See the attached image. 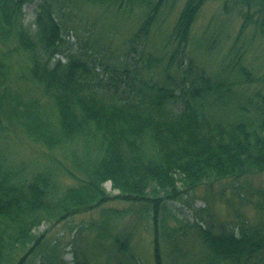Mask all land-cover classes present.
I'll use <instances>...</instances> for the list:
<instances>
[{"label":"trees","instance_id":"16d2710c","mask_svg":"<svg viewBox=\"0 0 264 264\" xmlns=\"http://www.w3.org/2000/svg\"><path fill=\"white\" fill-rule=\"evenodd\" d=\"M28 1L0 0V264H36L49 239L36 234L45 222L57 224L102 206L103 214L122 219L127 209L104 206L112 200L148 215L153 260L148 251L145 257L154 264H264V0H212L237 11L231 18L224 10L213 14L199 41L210 53L220 39L228 45L208 63L192 56L174 84L171 69L183 63L200 12L211 1L182 0L165 57L149 56L148 66L166 60L160 79L138 81L125 64L114 88L82 53H66L70 30L59 19L66 0H41L34 21L26 23ZM91 1L108 7L138 2L131 36L136 42L148 37L168 0ZM20 52L25 67L14 64ZM17 70L28 75L39 96L28 97L14 84ZM206 95L234 104L236 115L206 108ZM13 138L37 145L49 162L30 173L21 161L12 164L5 146ZM108 180L118 194L107 190ZM189 194L208 203L199 219L185 224L201 252L196 259L182 251L183 236L170 222L179 219L169 203ZM238 199L247 201L246 209L233 204ZM92 225L106 230L97 240L101 246L111 240L117 264H146L144 253L131 245L133 232L114 233L107 221ZM162 236L173 244L171 262L164 260ZM48 248L37 264H95L77 252L70 263L57 244Z\"/></svg>","mask_w":264,"mask_h":264},{"label":"rangeland","instance_id":"374dc122","mask_svg":"<svg viewBox=\"0 0 264 264\" xmlns=\"http://www.w3.org/2000/svg\"><path fill=\"white\" fill-rule=\"evenodd\" d=\"M40 1L30 0L23 6L26 23L34 21L37 4ZM181 2L182 0H168L163 5L148 37L132 42L131 36L138 23L137 12L140 11L141 6L138 2L134 5L126 4L122 7L118 3H115L112 4L114 6L108 7L103 4H93L91 0H66V3L59 12V19L62 25L67 26L70 30V34L66 36L63 47L66 49V53H82L83 55L81 57L88 61L92 67H96V71L100 73V77H105L104 83L107 84V87L111 86L114 88L116 82L120 83L119 80H116L118 67L125 64L130 65L132 69L131 74L136 72L138 81L140 78L147 80L160 79V76L163 75L162 69L166 60H156L152 66H148L149 56L162 57L164 55L165 57L166 50L168 49L166 47V37L171 30L177 11L179 13L182 8V6L179 7ZM229 5L231 9L228 11L223 7L222 2L211 0L202 8L196 29L194 30L193 41L188 46V54L184 55L183 63L180 67L171 69L173 74L172 82L174 84H180L182 77L180 71L188 66L192 56L201 64L208 63L210 61L209 59L214 61V55L228 45L225 38L223 40L220 39L215 45L213 52L210 53L207 44H202L199 38L205 30H208L207 25L210 23L213 14L223 12L224 10V13L230 16V18L235 16L237 11L236 7L232 4ZM226 27L233 29L234 26L231 23V25H227ZM213 28L214 26L209 27V32H212ZM259 47V43H257L255 51ZM20 54L15 57L14 64L21 63L22 67H25L24 61L26 56L23 52H20ZM64 60H67V57H64ZM260 60L264 66V50L260 53ZM138 67H140V70H138ZM212 68L216 67L212 66ZM17 72H13L14 84L21 85L23 87L22 89L26 91L25 95L28 97L31 95L39 96L40 93L33 90L34 86L31 84L33 82L28 79V75L18 70ZM20 74L21 78L18 79ZM178 92L183 97H190V94L184 93L180 89ZM42 97L43 101L47 100L45 96ZM204 103L206 108L224 117L232 118L237 113L233 108L234 104H224L217 96L206 95ZM5 148L9 150L12 164L21 161V166L28 165L25 170L26 173L33 172L37 167L44 168V163L49 162L47 156L37 150L39 149L38 146L30 141L24 142L13 138L9 145L6 144ZM59 156L64 157L62 154H59ZM68 161L70 160L68 159ZM260 178L264 183V174ZM66 182L70 184V179ZM104 185L113 195L120 192V190L112 187L111 180L106 181ZM192 196L194 195H184L183 200L169 203L179 219V221L170 220V222L175 224L176 230H179L181 236H183L179 241L182 251L185 255L188 253L189 258L196 259L197 255L201 254V252L199 251L198 244L194 242L193 228L185 224L188 221L194 222L199 219L198 214L200 213V209L207 207L208 203L200 196L193 198ZM233 204L242 210L247 208V201L238 199ZM104 206L116 207L122 210L127 209L128 211H126L122 219H119L118 216L109 213L103 214L101 211L102 206L91 211L73 215L57 224L45 222L36 229L37 235L40 236L46 233L49 238L46 242V247L42 246L40 252H48V245L51 247L57 244L62 249L64 259L70 263L77 258V252L79 258L86 256L92 259L95 264H117L116 253L114 251L112 253L110 252L111 240L108 238L104 239L105 246H101L97 240L100 234H105L106 230L97 229L96 225H92L94 222L98 224L99 222L107 221L111 225L114 233L133 232L131 245L137 253H144L142 258L144 263L154 264L152 262L154 232L151 231L152 228L148 215L140 212L134 204L123 200H112ZM201 213L204 214V211ZM161 239H163L162 248L164 260L171 262L173 259H176L169 255L173 244L163 236ZM97 248L102 250V253L98 256L94 255V251ZM147 251L148 257L152 260L145 257ZM41 253L35 259L36 264L41 259Z\"/></svg>","mask_w":264,"mask_h":264}]
</instances>
